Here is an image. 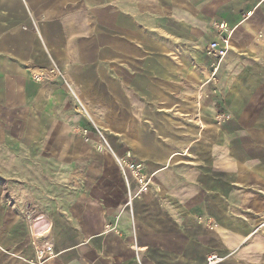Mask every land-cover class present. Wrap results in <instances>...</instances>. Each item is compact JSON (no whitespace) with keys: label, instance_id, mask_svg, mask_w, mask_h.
<instances>
[{"label":"crops","instance_id":"crops-1","mask_svg":"<svg viewBox=\"0 0 264 264\" xmlns=\"http://www.w3.org/2000/svg\"><path fill=\"white\" fill-rule=\"evenodd\" d=\"M52 65L65 81L33 80ZM211 256L264 264V0H0V264Z\"/></svg>","mask_w":264,"mask_h":264},{"label":"built area","instance_id":"built-area-1","mask_svg":"<svg viewBox=\"0 0 264 264\" xmlns=\"http://www.w3.org/2000/svg\"><path fill=\"white\" fill-rule=\"evenodd\" d=\"M216 30L218 32L217 40L210 42L206 49L205 53L207 57L210 59V72L209 78L207 82L217 83V73L220 67L222 60L226 57L230 46L231 40L230 34L225 33V25L219 24L216 25ZM56 79H60L65 81L63 78V74L59 68L55 65H52L46 72H37L33 74V80L38 83H45L48 81H53ZM99 135L100 139L104 141L102 134L96 130ZM79 135L84 139V141L89 140V132L85 128H81L78 130ZM113 159L115 164L120 172L121 177L127 187L128 195H129V202L135 199L137 196L144 194L148 191L151 183V177L145 175L139 165L135 162L130 160L129 156H117L113 155ZM131 182L137 185V192L131 195ZM26 219L33 222L34 224L38 222V218H35L33 215H26ZM37 235L34 236V240L32 245L34 247L36 261L42 262L45 261L53 252V247L51 244L48 243H40L37 240ZM220 261V258L216 256H211L207 259L208 264H214Z\"/></svg>","mask_w":264,"mask_h":264},{"label":"rangeland","instance_id":"rangeland-1","mask_svg":"<svg viewBox=\"0 0 264 264\" xmlns=\"http://www.w3.org/2000/svg\"><path fill=\"white\" fill-rule=\"evenodd\" d=\"M97 129H95V134L97 135V138H99L100 139V135H99V133L96 131ZM99 131V130H98ZM77 135H79V132H77ZM80 136V135H79ZM81 137V136H80ZM88 137H90L89 135H88Z\"/></svg>","mask_w":264,"mask_h":264}]
</instances>
